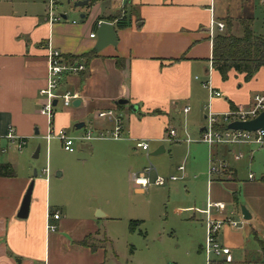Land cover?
I'll return each mask as SVG.
<instances>
[{"label":"crops","instance_id":"crops-1","mask_svg":"<svg viewBox=\"0 0 264 264\" xmlns=\"http://www.w3.org/2000/svg\"><path fill=\"white\" fill-rule=\"evenodd\" d=\"M255 2L127 0L122 7L121 0H94L84 5L78 2L75 6L64 0L62 7L69 5L71 11L79 13L80 21H69L70 13L63 10L68 17L51 24L47 20V0H0V148L3 149L0 164L9 163L14 170L12 176L0 175V264H106L105 245L93 250L79 242L101 232L98 224L112 216L115 206L107 201L108 208L103 212L92 203L83 202L79 205L81 215L69 217L64 203L51 201L52 179L57 189H65L66 178L73 180L74 188L85 185L90 173L81 160L74 166L72 176L61 161L53 164L49 148L57 137L48 140L46 135L51 129L61 128L68 133L83 127L85 131L113 129V122L99 118L97 113L114 109L123 119L121 142L109 144L102 139H80L82 134L76 137L74 151L65 150L57 138L62 149L90 155L101 151L110 158H117L118 149H123L125 156L130 157L128 148L146 152L136 146L137 140L146 139L150 145L160 146L155 151L163 148L162 153L166 150L161 146L164 137L175 125L182 131V141H201L209 110L222 116L232 109H249L254 96L264 92V66L250 80L234 70L224 80L211 62L215 34L210 36L209 27L213 18L225 24L226 18H231L229 29L241 35L238 19L253 17L254 32L264 34L254 29ZM125 11L129 25L118 28L115 17ZM99 20L114 23L118 38L116 45L109 44L97 51V36L91 37L90 33H97ZM50 48L60 50L64 57L96 52L84 71L66 74L59 86L61 93L77 92L76 100L80 103L65 107L61 100H55L51 120L41 112L45 97L40 93L47 83ZM117 58L125 59L124 67H118ZM206 82L222 95L212 96L209 87L204 85ZM120 99L128 102L119 103ZM186 106L190 107L188 112H184ZM81 122L84 125L78 128ZM10 127L25 141L22 149L7 138ZM186 128L199 129V138L186 136ZM96 141L103 142L96 144ZM38 147L39 154L35 157ZM261 148L264 147L253 144L212 146L211 163L226 164L222 171L211 174L213 178L207 183V203L210 200L226 204L223 210H213L214 217L234 220L241 212L244 218L243 206L241 210L238 206V191L245 190L254 197L263 195L264 185L258 184L256 175L254 179L249 178L254 172H249L246 179L239 175L243 168L239 162L245 154L247 164L252 165L255 151ZM238 153H243V157L237 159ZM49 161L55 171L47 177L42 170L49 166ZM116 165H112V171L108 170L110 175L106 176L112 185L130 184L133 171L139 172L147 166L140 169L122 166L118 174ZM178 171L182 175L177 180L187 177L186 168L181 171L178 166ZM261 179L264 181V175ZM32 181L29 213L26 218H20L18 213ZM254 199L248 201L250 209L244 206L251 215L249 219L244 218L246 223L256 214ZM207 203L200 211L205 227ZM228 203L235 208L228 209ZM55 213L59 218L54 217ZM48 224L55 225V229H50ZM238 227L227 222L218 233V240L222 231L226 237L224 240L220 237L221 242H244L243 235L231 238L227 235ZM246 231L244 236L249 234ZM254 232L257 235L258 231L254 229Z\"/></svg>","mask_w":264,"mask_h":264},{"label":"rangeland","instance_id":"rangeland-1","mask_svg":"<svg viewBox=\"0 0 264 264\" xmlns=\"http://www.w3.org/2000/svg\"><path fill=\"white\" fill-rule=\"evenodd\" d=\"M255 1L254 29L263 32L264 0ZM61 10L70 13L69 21H80L79 13L71 11L69 5L63 6ZM204 122L206 125L207 119H204ZM175 128L178 136H181V129L177 125ZM194 130L186 128V136L192 139L199 138L200 130ZM84 132L85 127L69 134L78 137ZM123 139L124 136L121 140L112 138L102 140L105 143L115 144ZM100 142L103 141L95 143ZM161 146L165 147V152L155 155L152 153L160 147L157 144L150 145L148 152L133 151L128 148L126 152L130 157L125 156V150L118 149L117 158H110L101 151L93 155L78 150L69 153L62 149L61 142L57 138L49 148L53 164L56 165L61 161L66 166L69 176H72L73 168L79 160L84 161L86 170L90 173L85 185L80 187L76 185L73 188V180L66 178L65 189H57L54 179L51 181V201L64 203L69 217L81 215L79 205L83 202L87 204L90 202L103 212L108 208L107 201H111L110 204L115 206L112 216L103 218L98 224L101 232L89 236V243L92 245L106 246V264H208L206 253L201 247L205 245L207 232L200 219V211L206 207L207 183L213 178L210 173L212 146L203 141L187 143L171 140L168 134L165 135ZM16 154L19 155L18 150ZM120 154L122 156H119ZM254 156L253 164L248 165V156L245 154L239 162L243 165L239 175L242 179H246L249 172H254L256 178L260 180L258 184L264 185L261 179L264 175V148L256 150ZM50 162L49 166L52 170L50 173L54 174V166L52 167ZM115 163L118 174L122 166L131 165L133 169H140L152 163L157 171L155 170L151 177H155L158 173L166 177L181 176L178 166L184 165L187 177L168 181L166 185L152 183L145 190L136 188L132 179L128 185L120 182L112 185L107 182L106 176L110 175L109 171H112V165ZM135 172L137 171H133ZM237 195L239 209L241 206L250 209L249 199L256 198L254 219L248 220L247 225L241 212L234 216V220L239 222V227L227 235L229 238L243 235L244 242H221L224 236L226 237L221 231L220 237L223 238L219 237L218 241L220 244L230 246L231 262L225 261L223 255L212 254L210 259L223 264H264V244H261L264 242V193L254 197L253 194L241 190ZM232 208L235 206L228 203V209ZM96 213L94 210L93 214ZM131 219L142 220L143 223L132 231ZM254 229L258 231L257 235ZM246 230H249L248 236H244Z\"/></svg>","mask_w":264,"mask_h":264},{"label":"built area","instance_id":"built-area-1","mask_svg":"<svg viewBox=\"0 0 264 264\" xmlns=\"http://www.w3.org/2000/svg\"><path fill=\"white\" fill-rule=\"evenodd\" d=\"M64 0H47V20L52 24L57 21H63L64 12L61 10ZM71 6H75L78 2L85 0H67ZM94 0H87L86 4H92ZM127 0H121L122 7L125 6ZM77 20H73L76 23ZM103 20L97 22V27H99ZM226 24L223 21H219L215 18L211 20L209 31L210 36L213 37L216 31H223ZM91 37H96L97 33L95 31L90 33ZM49 64H48V76L47 83L44 87L40 89V93L45 97L41 112L46 114L51 120L54 115L55 103L54 101L61 100L63 106L67 107L74 103V100L78 98V93L73 91L59 92V86L62 82L63 77L66 74H78L86 69V65L83 62L70 61L67 60L62 52L55 48H50L49 53ZM205 86L209 87L212 96H221V92L213 88L210 82L204 83ZM189 106L184 108V112H188ZM264 110V92L258 93L254 96L252 105L249 109H232L222 116L217 113L210 111L208 112L207 124L205 129L201 134L200 140L209 144L210 146L220 145V144H253L257 147H264V129H258L255 131H248L242 129H229L228 124L237 120H250L257 117ZM97 116L102 119H107L113 122L114 127L110 130H87L84 134L79 137L80 139H121L123 137V119L114 109L102 110L97 113ZM218 125H223V128H218ZM168 137L171 140L182 141V137L178 136L177 129L170 128L167 132ZM7 138L16 143L18 149H22L25 141L19 137L13 127H10ZM53 137H57L62 141L63 147L67 151L75 150V140L76 137L71 136L67 130L61 128L57 130L51 129L46 138L49 140ZM190 141V139L188 138ZM136 146L142 150L148 152L150 149L149 141L146 139H141L136 141ZM3 150L0 148V151ZM243 157V153H238L236 155L237 159ZM226 167L224 162L215 163L212 162L210 165V173L215 174L223 170ZM179 169L181 171L185 170L184 165H180ZM156 170L155 166L150 163L145 168L139 172H135L131 175V179L136 188L140 190L147 189L152 183L157 185H166L168 181H174L179 178V176L172 175L166 177L161 174H157L155 179L152 180V173ZM43 173L48 177L50 173L49 166L43 168ZM255 174L250 173L249 178L254 179ZM226 207L224 202L218 201H208L207 203V217H206V228L207 236L204 245V251L207 256V263H211V255H223L224 260L227 262L232 261L231 248L220 244L218 241V233L223 228V226L228 222L230 226L237 227L239 222L232 219H220L213 216V210H223ZM55 218H59V214H54ZM50 229H55V225H49Z\"/></svg>","mask_w":264,"mask_h":264},{"label":"trees","instance_id":"trees-1","mask_svg":"<svg viewBox=\"0 0 264 264\" xmlns=\"http://www.w3.org/2000/svg\"><path fill=\"white\" fill-rule=\"evenodd\" d=\"M114 20V18H111ZM116 26L124 28L129 25L126 11L115 17ZM232 19L226 18V28L223 31H217L213 37V50L211 62L213 67L221 74L224 80L228 79L231 70L243 73L246 80H250L264 66V34H257L252 28L253 17H240L238 19L242 34L236 35L229 27L232 25ZM96 56L95 51L84 53L81 55L68 54L65 58L70 61H84L86 65L93 57ZM118 67L125 66V59L117 58ZM87 66V65H86ZM120 105V104H119ZM121 106V105H120ZM234 108V106H232ZM223 128V125H218ZM0 175L12 176L14 170L9 163L0 164ZM142 223L140 220H131L130 228L135 230ZM82 245L90 246L93 250L95 245L89 243V236L79 242ZM263 245L264 242H261ZM211 264H223V262L213 261Z\"/></svg>","mask_w":264,"mask_h":264},{"label":"water","instance_id":"water-1","mask_svg":"<svg viewBox=\"0 0 264 264\" xmlns=\"http://www.w3.org/2000/svg\"><path fill=\"white\" fill-rule=\"evenodd\" d=\"M87 3V0L79 2V5H84ZM68 15H65L64 18H67ZM117 34H116V26L112 22L104 21L102 24L98 27L97 30V43L95 46V49L97 51L103 49L105 46L109 44L116 45L117 44ZM127 99H120L119 103H127ZM56 103V101H54ZM80 103V100H74V105H78ZM135 107L134 105L132 106ZM84 125L83 122L77 124V127L80 128ZM229 129H242V130H248V131H255L258 129H264V110L255 118L250 120H237L233 121L228 124ZM205 129V128H204ZM40 147L37 148L35 157H38ZM161 151H163V148L153 152V154H158ZM36 174V172H35ZM34 187V181H32L28 187V190L24 196L20 211L18 213V216L20 218H26L29 213L30 209V201L32 196V190ZM242 212L245 219H249L251 217L248 210L243 206Z\"/></svg>","mask_w":264,"mask_h":264}]
</instances>
